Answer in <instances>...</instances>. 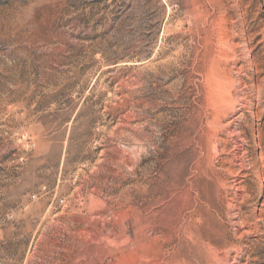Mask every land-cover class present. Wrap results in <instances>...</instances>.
Instances as JSON below:
<instances>
[{"label":"rangeland","instance_id":"374dc122","mask_svg":"<svg viewBox=\"0 0 264 264\" xmlns=\"http://www.w3.org/2000/svg\"><path fill=\"white\" fill-rule=\"evenodd\" d=\"M0 264H264V0H0Z\"/></svg>","mask_w":264,"mask_h":264}]
</instances>
